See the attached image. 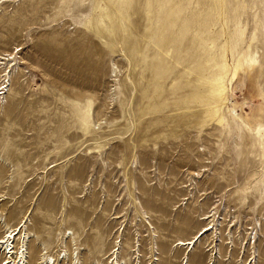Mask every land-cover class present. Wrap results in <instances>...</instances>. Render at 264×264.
<instances>
[{
    "label": "rangeland",
    "instance_id": "obj_1",
    "mask_svg": "<svg viewBox=\"0 0 264 264\" xmlns=\"http://www.w3.org/2000/svg\"><path fill=\"white\" fill-rule=\"evenodd\" d=\"M5 53L0 236L25 223L26 264H264V0H0Z\"/></svg>",
    "mask_w": 264,
    "mask_h": 264
},
{
    "label": "bare ground",
    "instance_id": "obj_2",
    "mask_svg": "<svg viewBox=\"0 0 264 264\" xmlns=\"http://www.w3.org/2000/svg\"><path fill=\"white\" fill-rule=\"evenodd\" d=\"M251 55H249L248 57L244 58L245 61H247L249 63L250 66H253L255 64H258L259 61L258 59L255 58L256 52L255 51H251L250 52ZM11 56V53H5V55L0 56L2 59H9ZM261 67V66H260ZM262 71L264 72V67H261ZM227 74V68H223L221 69V71L219 73H217L213 78H211L208 81V93L207 96L210 100H212L211 103V110L215 115H218V111H220V106L222 101L225 99V89H226V85H225V76ZM237 72L236 70L234 71V74L231 78V82L232 80L236 77ZM5 91V87L0 85V94H3ZM231 119L229 120V122L227 124L232 123L233 126H235V129L241 130L242 125H248L246 123L245 120L242 119V117L240 115L234 114L231 115L230 114ZM223 120V117L218 115L217 117V121L218 123H221ZM260 130H257V133H259ZM259 135V134H258ZM210 229V228H209ZM208 227H203L197 234H195L192 238H190L189 240H185V241H178V245L182 246V245H187L188 247L192 246L194 247L195 242L198 240V235L200 234V236L205 233L206 231L209 230ZM26 225L25 223H22L20 226H16L13 229H10L8 231H6L3 235L0 236V253L1 255L4 256L3 261L1 262V264H26ZM23 232V236H20V242L18 244L15 243V237L16 235L20 234ZM196 239V240H195ZM46 253V252H45ZM44 253V254H45ZM115 254V251L113 253V256ZM66 256V253L64 252L62 259ZM60 258V253L58 254L57 258H53L51 255H43L41 257V262L40 264H58ZM77 259V254L75 256L71 255V257H69V264H74V261ZM116 257H114L113 262L116 261ZM187 255H185L184 260L187 262ZM64 260V259H63ZM114 264V263H112ZM206 264H210L206 263ZM244 264H257L256 263V259H255V255L252 257L251 260H249L248 262L244 263Z\"/></svg>",
    "mask_w": 264,
    "mask_h": 264
}]
</instances>
